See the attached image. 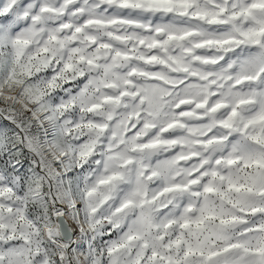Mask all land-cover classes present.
Segmentation results:
<instances>
[{
	"label": "clouds",
	"instance_id": "9594fccd",
	"mask_svg": "<svg viewBox=\"0 0 264 264\" xmlns=\"http://www.w3.org/2000/svg\"><path fill=\"white\" fill-rule=\"evenodd\" d=\"M0 264H264V0H0Z\"/></svg>",
	"mask_w": 264,
	"mask_h": 264
}]
</instances>
